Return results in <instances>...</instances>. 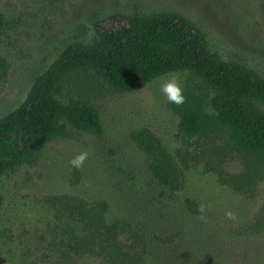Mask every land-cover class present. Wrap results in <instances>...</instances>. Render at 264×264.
<instances>
[{
    "label": "rangeland",
    "instance_id": "obj_1",
    "mask_svg": "<svg viewBox=\"0 0 264 264\" xmlns=\"http://www.w3.org/2000/svg\"><path fill=\"white\" fill-rule=\"evenodd\" d=\"M136 11L184 15L211 52L264 78V0H0V119L68 46L90 45L97 25ZM175 75L185 86L188 74ZM168 77L128 94L93 71L66 81L64 99L92 104L104 134L68 126L3 178L0 264H264V173L250 189L232 185L250 160L224 138L181 139L161 91ZM142 130L184 172L176 190L153 177L136 141ZM83 150L89 156L77 167L71 158ZM66 199L108 206L104 226L86 243L90 232L73 221Z\"/></svg>",
    "mask_w": 264,
    "mask_h": 264
},
{
    "label": "trees",
    "instance_id": "obj_2",
    "mask_svg": "<svg viewBox=\"0 0 264 264\" xmlns=\"http://www.w3.org/2000/svg\"><path fill=\"white\" fill-rule=\"evenodd\" d=\"M5 19L0 14V33ZM90 45L68 46L34 82L23 103L0 119V218L3 178L29 163L67 127L102 137L100 112L89 102L64 99L66 81L93 71L115 92L141 90L170 74L187 73L183 104L168 101L179 118V135L189 142L224 138L231 149L251 161L229 181L250 189L264 173V78L240 64L224 61L208 48L207 37L193 21L177 12L116 15L95 27ZM148 156L153 177L176 190L184 172L149 130L136 137ZM76 224L94 238L104 226L108 206L66 199ZM82 241V244H84ZM78 246V245H77ZM83 248V246H82Z\"/></svg>",
    "mask_w": 264,
    "mask_h": 264
},
{
    "label": "clouds",
    "instance_id": "obj_3",
    "mask_svg": "<svg viewBox=\"0 0 264 264\" xmlns=\"http://www.w3.org/2000/svg\"><path fill=\"white\" fill-rule=\"evenodd\" d=\"M161 91L164 93L170 103L180 105L185 101L181 84L175 74L169 75L166 82L162 84ZM88 156L89 153L87 150L77 152L72 156L71 162L73 165L81 167Z\"/></svg>",
    "mask_w": 264,
    "mask_h": 264
}]
</instances>
